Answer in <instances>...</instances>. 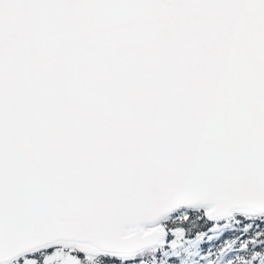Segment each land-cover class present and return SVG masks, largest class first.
Segmentation results:
<instances>
[{"label":"snow or ice","instance_id":"1","mask_svg":"<svg viewBox=\"0 0 264 264\" xmlns=\"http://www.w3.org/2000/svg\"><path fill=\"white\" fill-rule=\"evenodd\" d=\"M0 264H264V0H0Z\"/></svg>","mask_w":264,"mask_h":264}]
</instances>
